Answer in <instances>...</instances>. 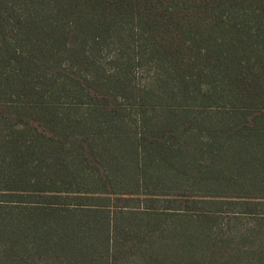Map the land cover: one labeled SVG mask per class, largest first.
Here are the masks:
<instances>
[{
	"label": "trees",
	"instance_id": "1",
	"mask_svg": "<svg viewBox=\"0 0 264 264\" xmlns=\"http://www.w3.org/2000/svg\"><path fill=\"white\" fill-rule=\"evenodd\" d=\"M0 264H264V0H0Z\"/></svg>",
	"mask_w": 264,
	"mask_h": 264
}]
</instances>
